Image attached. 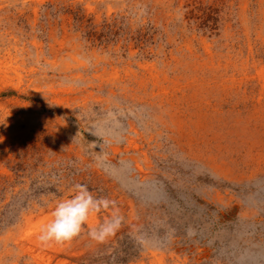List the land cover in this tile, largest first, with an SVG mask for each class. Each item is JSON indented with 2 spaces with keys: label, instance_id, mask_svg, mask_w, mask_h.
<instances>
[{
  "label": "rangeland",
  "instance_id": "rangeland-1",
  "mask_svg": "<svg viewBox=\"0 0 264 264\" xmlns=\"http://www.w3.org/2000/svg\"><path fill=\"white\" fill-rule=\"evenodd\" d=\"M0 264H264V0H0Z\"/></svg>",
  "mask_w": 264,
  "mask_h": 264
},
{
  "label": "clouds",
  "instance_id": "clouds-1",
  "mask_svg": "<svg viewBox=\"0 0 264 264\" xmlns=\"http://www.w3.org/2000/svg\"><path fill=\"white\" fill-rule=\"evenodd\" d=\"M72 191L70 198L55 204L51 219L42 225L37 236L42 246L71 244L85 232L90 216L101 212L108 213L103 222L87 228L91 240L103 243L121 227L124 217L115 200L94 195L84 184L74 185Z\"/></svg>",
  "mask_w": 264,
  "mask_h": 264
}]
</instances>
